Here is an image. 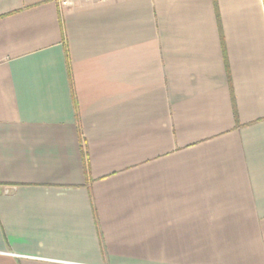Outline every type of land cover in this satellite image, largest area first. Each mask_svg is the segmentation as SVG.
Instances as JSON below:
<instances>
[{"label": "crops", "instance_id": "obj_1", "mask_svg": "<svg viewBox=\"0 0 264 264\" xmlns=\"http://www.w3.org/2000/svg\"><path fill=\"white\" fill-rule=\"evenodd\" d=\"M0 264H264V0H0Z\"/></svg>", "mask_w": 264, "mask_h": 264}, {"label": "built area", "instance_id": "obj_2", "mask_svg": "<svg viewBox=\"0 0 264 264\" xmlns=\"http://www.w3.org/2000/svg\"><path fill=\"white\" fill-rule=\"evenodd\" d=\"M65 2H70L72 0H64ZM87 1H93V0H87ZM97 2H105V1H108V0H96Z\"/></svg>", "mask_w": 264, "mask_h": 264}, {"label": "trees", "instance_id": "obj_3", "mask_svg": "<svg viewBox=\"0 0 264 264\" xmlns=\"http://www.w3.org/2000/svg\"><path fill=\"white\" fill-rule=\"evenodd\" d=\"M86 172H87V175H88V166H87V163H86Z\"/></svg>", "mask_w": 264, "mask_h": 264}]
</instances>
